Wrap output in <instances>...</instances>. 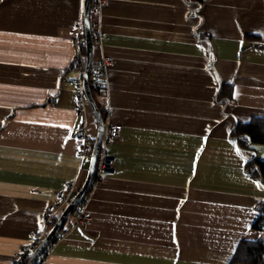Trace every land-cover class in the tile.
Returning a JSON list of instances; mask_svg holds the SVG:
<instances>
[{
	"label": "crops",
	"instance_id": "obj_1",
	"mask_svg": "<svg viewBox=\"0 0 264 264\" xmlns=\"http://www.w3.org/2000/svg\"><path fill=\"white\" fill-rule=\"evenodd\" d=\"M82 4L0 0V264L41 241L56 193L70 183L71 200L86 179L76 130L94 143L97 122L85 99L73 110ZM90 9L92 65L111 61L97 100L104 130L121 132L107 147L114 171L83 203L85 228L69 216L47 264H228L240 241L258 238L264 202L244 171L264 161V146L242 150L231 137L264 119V0H107L100 9L90 0Z\"/></svg>",
	"mask_w": 264,
	"mask_h": 264
},
{
	"label": "built area",
	"instance_id": "obj_2",
	"mask_svg": "<svg viewBox=\"0 0 264 264\" xmlns=\"http://www.w3.org/2000/svg\"><path fill=\"white\" fill-rule=\"evenodd\" d=\"M96 7L98 9L107 5V0H95ZM91 10V9H90ZM83 25L82 20L78 23L75 30L71 33V37L74 39V47H75V69L78 71V78L76 80V86L78 89V97H77V105L74 107V112L76 114H80L83 111V106L85 103L84 94L82 91V81H83V72H84V64H85V55L82 50V45L84 40L82 38ZM95 40H101V33L98 27L95 29V33L93 34ZM111 65V61L107 58H102L96 65H92L89 81L92 82L94 87H97L101 81L103 71L107 69ZM121 132L120 125H108L104 130L103 137L101 140V144L99 147V151L97 154L95 170L93 174V178L90 184V191L95 189L98 184L101 182L103 175L112 173L114 171L113 160L109 157L107 147L109 144L113 143L119 138ZM76 140L79 143V152L80 155L88 160H90L93 142L88 138L86 129L82 125L78 127L76 130ZM73 186L68 183L64 185L63 189L58 191L54 197V201L51 205H49L45 209V218L46 224L50 225L53 223L54 218L56 216L57 211L63 206L67 205L69 202V195H71ZM88 194L78 205V210L72 213V219L74 226H79L81 228H85L87 224V218L84 216L82 212V206L85 203V199H87ZM67 232L65 230H60L56 233L52 241L47 245V247L43 250L42 254L38 258L35 264H47V257L53 251V248L66 237ZM40 240L35 241L33 244L26 246L21 250L18 255L14 258L11 264H26L27 260L33 253L34 249L39 244Z\"/></svg>",
	"mask_w": 264,
	"mask_h": 264
},
{
	"label": "trees",
	"instance_id": "obj_3",
	"mask_svg": "<svg viewBox=\"0 0 264 264\" xmlns=\"http://www.w3.org/2000/svg\"><path fill=\"white\" fill-rule=\"evenodd\" d=\"M82 50L84 52V45H82ZM89 89L104 122L106 110L97 102L99 97L105 95L104 84L100 82L97 87H94L89 81ZM228 97V95H224L223 91L218 96L221 100H226ZM231 137L242 150H250V147L254 145L264 146V119L252 118L247 123L237 124L231 132ZM244 171L264 187V161L253 157L245 164ZM77 210L78 206L73 213ZM256 212L258 217L252 224V229L258 232V238L255 241H240L228 264H264V202L256 207ZM58 217L59 215L54 218L51 227Z\"/></svg>",
	"mask_w": 264,
	"mask_h": 264
},
{
	"label": "water",
	"instance_id": "obj_4",
	"mask_svg": "<svg viewBox=\"0 0 264 264\" xmlns=\"http://www.w3.org/2000/svg\"><path fill=\"white\" fill-rule=\"evenodd\" d=\"M82 24H83V40H84V55H85V64L83 72V81H82V91L84 98L91 108L96 122H97V134L94 139L93 148L89 160V167L86 175V179L82 187L75 193L72 199L67 203L66 207L63 209L50 231L46 236L39 242L38 246L34 249L33 253L29 257L26 264H35L43 250L47 245L52 241L54 236L58 231H60L68 219V217L73 213L75 208L79 205L83 198L86 197L90 184L93 178L97 154L101 144V140L104 133V123L101 117V114L96 107V104L92 98L90 89H89V76L92 67V39H91V27H90V0H83L82 4Z\"/></svg>",
	"mask_w": 264,
	"mask_h": 264
},
{
	"label": "rangeland",
	"instance_id": "obj_5",
	"mask_svg": "<svg viewBox=\"0 0 264 264\" xmlns=\"http://www.w3.org/2000/svg\"><path fill=\"white\" fill-rule=\"evenodd\" d=\"M84 53V52H83ZM68 222V221H67Z\"/></svg>",
	"mask_w": 264,
	"mask_h": 264
}]
</instances>
